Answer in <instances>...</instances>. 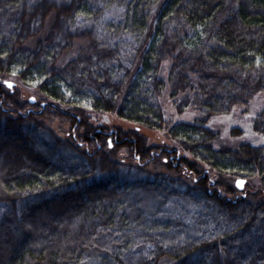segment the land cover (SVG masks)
<instances>
[{"label": "trees", "instance_id": "obj_1", "mask_svg": "<svg viewBox=\"0 0 264 264\" xmlns=\"http://www.w3.org/2000/svg\"><path fill=\"white\" fill-rule=\"evenodd\" d=\"M263 96L264 0H0V264H264Z\"/></svg>", "mask_w": 264, "mask_h": 264}, {"label": "rangeland", "instance_id": "obj_2", "mask_svg": "<svg viewBox=\"0 0 264 264\" xmlns=\"http://www.w3.org/2000/svg\"><path fill=\"white\" fill-rule=\"evenodd\" d=\"M73 56H67V58L64 59V61H62V64H64L65 62H67V60L71 59ZM7 81V80H6ZM9 81H13L16 82L15 79H9ZM18 87V95H19V99L21 101H28L30 100L31 97H37L35 91L32 88H28V87H24L22 84H17L16 85ZM262 100L259 101H254L253 103V109L259 106L264 105V96L261 98ZM162 106L164 109V114L165 116L170 119V123H175L177 121H192L194 120L197 116H198V112H195L194 110H192L191 108H187L185 111H183L182 113H177L174 105H172L171 100L168 98V95L164 94L163 98H162ZM92 122L97 126L98 124H104V125H108L110 127L113 126H126L129 123L126 121H123L121 119H118L115 115H111V114H106L103 117L99 118V119H92ZM238 124H235V123ZM242 120L241 118L238 120L237 118H232V117H218V116H214L211 119V125L213 127H215L216 129L221 130V132L223 133V136L227 139V142L234 145V142L237 140L236 138H232L230 135V133H227L228 128H231V126L233 125H239L241 124ZM49 125L51 127H53V129H55L59 134H63V131H61L60 126L56 123H49ZM144 133L148 136V142L150 144L152 143H156V142H164V141H168L166 139V136L163 135V133L161 132H155L152 130H144ZM153 168V167H150ZM156 171H166V169H164L162 166H157L156 168H153ZM236 183V181H235ZM246 183H243V188L242 190L245 189V185ZM250 187H252V184L249 185Z\"/></svg>", "mask_w": 264, "mask_h": 264}, {"label": "water", "instance_id": "obj_3", "mask_svg": "<svg viewBox=\"0 0 264 264\" xmlns=\"http://www.w3.org/2000/svg\"><path fill=\"white\" fill-rule=\"evenodd\" d=\"M5 82H8V83H10L12 86L11 87H13L14 86V82L13 81H9V80H7V81H5ZM8 83H5L7 86H8ZM10 87V88H11ZM35 97H31L30 98V101L31 102H35ZM239 182H242V184L241 183H239ZM245 182V179H243V178H238L237 180H236V185H237V187L240 189V190H242V188H243V183Z\"/></svg>", "mask_w": 264, "mask_h": 264}, {"label": "snow or ice", "instance_id": "obj_4", "mask_svg": "<svg viewBox=\"0 0 264 264\" xmlns=\"http://www.w3.org/2000/svg\"><path fill=\"white\" fill-rule=\"evenodd\" d=\"M5 83H8V82H5ZM12 85L10 84V83H8V87H11ZM239 183H241L242 184V182H239Z\"/></svg>", "mask_w": 264, "mask_h": 264}]
</instances>
